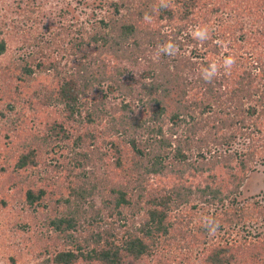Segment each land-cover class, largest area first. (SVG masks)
Listing matches in <instances>:
<instances>
[{
  "label": "trees",
  "instance_id": "obj_1",
  "mask_svg": "<svg viewBox=\"0 0 264 264\" xmlns=\"http://www.w3.org/2000/svg\"><path fill=\"white\" fill-rule=\"evenodd\" d=\"M123 1L105 2L106 14L92 13L91 21L74 31V23L59 26L44 45L0 67L2 100L10 110L22 108L14 122H24L27 111L37 125L17 155L16 172L37 166L49 148L55 162L51 171L64 169L81 183L92 180L87 168L95 162L104 167L99 206L97 186H78V181L67 185V198L53 201L54 214L44 217L43 225L70 248L46 262L152 264L163 247L198 244L205 246L200 264H264V235L242 226L231 237L234 227L258 212L257 201L248 207L237 196L257 153L248 128L258 129L252 118L264 112V59L253 52L264 47V0H220L210 9L198 6V0H179L173 11L166 3L143 0L121 15ZM228 2L243 6L248 18L255 16L246 31L242 22L227 23L215 44L212 32L202 43L190 34L196 25L212 22ZM103 5L100 0L91 4L94 9ZM145 14L151 17L148 23ZM70 15L77 23L78 15ZM162 20L157 28L150 23ZM164 26L170 27L168 33ZM61 35L70 36L68 67L64 54L52 56L63 48L57 44ZM225 40L229 47L224 48ZM168 43L175 45L170 53L162 50ZM242 43L251 45L248 60L260 74L257 87L251 72L239 74ZM187 47L189 56L183 53ZM5 52L0 39V57ZM229 56L235 64L226 71L223 62ZM213 64L215 75L206 80L205 70L211 72ZM107 155L111 164L103 161ZM46 193L44 187L27 189L26 207L46 209ZM205 218L214 223L206 224ZM222 231L228 237L208 244Z\"/></svg>",
  "mask_w": 264,
  "mask_h": 264
},
{
  "label": "rangeland",
  "instance_id": "obj_2",
  "mask_svg": "<svg viewBox=\"0 0 264 264\" xmlns=\"http://www.w3.org/2000/svg\"><path fill=\"white\" fill-rule=\"evenodd\" d=\"M97 1V2H95ZM104 3L103 7L94 9L98 0H0V39L6 43V52L0 57V67L5 66L8 62L12 61L24 55L27 49L37 46L38 44L44 45L46 40L59 29V26L63 28L74 23V27L71 28L74 31L76 28L81 27L84 24L89 23L92 13L104 14L108 11L105 2H118L119 0H100ZM146 1V0H145ZM158 3H166L169 9L176 10L174 4L179 0H148ZM220 0H198V6H207L210 8L216 7V3ZM222 3L224 0H221ZM216 2V3H215ZM241 2V1H240ZM143 0H124L125 5L121 11V15H125L127 7L130 5L132 8L142 5ZM205 4V5H204ZM243 4V3H242ZM241 6V5H240ZM201 12L200 7H198ZM67 12V13H66ZM78 15L77 23L73 22L70 13ZM180 16L179 13L175 14V18ZM237 16V17H236ZM196 20L202 24L197 14ZM242 19V20H241ZM177 20V19H176ZM255 20V16L248 18V14L244 12L243 6L238 9V5L228 2L225 8H222L217 13L213 14L211 18L212 22H209L206 26L209 32H212L213 44L220 43L218 37L220 31L227 25V23L236 24V22H242V28L244 31L248 28L247 24L252 23ZM91 21V20H90ZM250 21V22H249ZM148 23V20L146 21ZM157 28L159 25H164L165 21L150 22ZM253 25V24H252ZM204 26V25H203ZM162 30L163 33H168L170 27H166ZM196 27H198L196 25ZM190 31V34L194 36V30ZM254 27V25H253ZM226 34V33H225ZM239 33H237L238 35ZM229 36V35H228ZM33 37L37 40L33 41ZM218 37V38H216ZM70 36H60L58 38V45H62L61 52H52V56L56 58L61 53L65 55L66 67L69 66L68 60L71 58L67 55L69 53V45H67ZM228 40V39H227ZM227 40L224 42V48L229 47ZM63 41V43H62ZM252 40H250V43ZM202 43V40H200ZM31 44V46H27ZM252 44V43H251ZM238 51L241 53L243 67H240L239 74L244 71H249L253 75L254 85L257 87V82L260 79V74L252 69V63L248 60V56L251 55V45L247 43V46L242 43ZM61 46V47H62ZM66 49V52L64 50ZM202 49V48H201ZM182 53V50H179ZM191 47H187L183 52L185 55L190 54ZM246 52V54H244ZM254 55L261 56L264 59V47L258 49V52L253 51ZM262 52V53H259ZM247 58V60H246ZM64 61H61L63 65ZM218 64V63H217ZM41 81L45 80L44 77L40 78ZM51 78H48L46 82H50ZM262 81V80H261ZM4 89L0 87V264H51L46 260H51L53 254L61 251L68 250L70 247L65 245V241L62 236H57L50 227L44 226V217H52L54 200L58 196L63 198L68 197L67 185L78 186L82 183L95 184L97 186V196H94L96 206L100 205L101 196L99 194L100 183L104 178L103 163L95 162L94 166H90L87 170L91 171L92 176L90 179L80 182V178H74L71 176L68 178L67 172L63 169L61 173L55 174L51 171V166L54 165V160H51L53 153H41V162L35 167H29L28 169L15 171L14 163L17 159L18 153L23 149V143L29 141L31 132L36 131L37 125L34 126L33 118L29 112H23L26 118L24 122L16 123L14 119L16 116L21 115L22 108H15L10 110L8 101L4 97L1 98ZM18 105V104H16ZM15 105V106H16ZM31 117V118H30ZM44 120V117H42ZM252 121H256L258 129L249 126V132L251 131V139L253 149L257 148V153L254 157L251 170L246 172V180L240 188V196H237L239 200H244L245 205L248 207L253 202H258V212L253 219H245L243 225H239L232 229V238L236 237L238 230L242 231L244 226L252 235L261 234L264 235V112L256 119L252 118ZM34 129H31V127ZM31 129V130H30ZM255 130V131H254ZM237 145L236 147H238ZM58 158V156H56ZM95 159V158H94ZM64 159L62 158V161ZM67 162V160H65ZM111 164L113 157L107 155L104 160ZM102 164V165H101ZM234 165V164H233ZM63 167V166H62ZM114 171V170H113ZM76 172V170L74 171ZM196 181H199L197 179ZM89 182V183H88ZM156 183V182H155ZM173 180H169V184H172ZM158 185V183H156ZM44 187L47 190L46 204L48 207L42 209L37 207L35 211L28 209L24 203V193L27 189H38ZM65 207V206H64ZM59 207L61 211L66 208ZM206 209V207H205ZM250 208L248 211L250 212ZM205 211V210H204ZM203 211H200V214ZM141 214H138L135 219L140 221ZM83 223V222H81ZM75 237L84 236L85 233L73 232ZM228 237L223 233L219 234L217 238L211 239L208 244L218 242L219 237ZM239 237V235H238ZM260 238H263L262 236ZM204 245L188 244V246L170 245L169 247H163L157 256L153 258L152 264H157L158 261L165 262V264H200L202 257L201 251L204 249ZM76 264H85L82 261Z\"/></svg>",
  "mask_w": 264,
  "mask_h": 264
},
{
  "label": "clouds",
  "instance_id": "obj_3",
  "mask_svg": "<svg viewBox=\"0 0 264 264\" xmlns=\"http://www.w3.org/2000/svg\"><path fill=\"white\" fill-rule=\"evenodd\" d=\"M145 20H151V17L148 16L147 14H145V17H144ZM194 36L203 40V39H206L208 37V28L207 26H198L195 30H194ZM175 48V45L171 44V43H168L166 45H163L162 46V50L165 51L166 53H170L172 49ZM235 64V58L232 57V56H229V57H226L224 59V62H223V67L225 68V70H230L231 67ZM210 68H211V72H209L208 70H205V75H204V78L206 80H211L212 76L215 75V72H216V65L213 64V65H210ZM206 220V224L208 225H211L213 224L214 222L210 219V218H205ZM214 230V229H213Z\"/></svg>",
  "mask_w": 264,
  "mask_h": 264
}]
</instances>
